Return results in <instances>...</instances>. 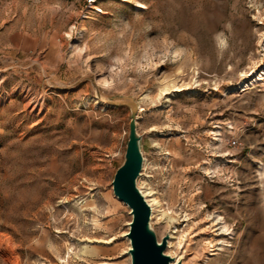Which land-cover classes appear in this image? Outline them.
I'll use <instances>...</instances> for the list:
<instances>
[{"label":"rangeland","instance_id":"374dc122","mask_svg":"<svg viewBox=\"0 0 264 264\" xmlns=\"http://www.w3.org/2000/svg\"><path fill=\"white\" fill-rule=\"evenodd\" d=\"M263 68L264 0H0V264H132L126 98L170 253L264 264Z\"/></svg>","mask_w":264,"mask_h":264},{"label":"water","instance_id":"95a60500","mask_svg":"<svg viewBox=\"0 0 264 264\" xmlns=\"http://www.w3.org/2000/svg\"><path fill=\"white\" fill-rule=\"evenodd\" d=\"M120 102L130 106L131 116L125 159L115 173L113 190L131 208L133 218L127 236L131 240L129 252L132 264H173L174 258L166 253L170 234L159 239L152 226V207L138 186L144 162L141 135L137 127L139 104L133 98Z\"/></svg>","mask_w":264,"mask_h":264},{"label":"bare ground","instance_id":"6f19581e","mask_svg":"<svg viewBox=\"0 0 264 264\" xmlns=\"http://www.w3.org/2000/svg\"><path fill=\"white\" fill-rule=\"evenodd\" d=\"M137 3H138V5H137L138 8H140V9H143V8L146 7L143 2H139L138 1ZM100 11H102V9H100ZM85 17H87V16H85ZM257 82H263L264 83V68H263V70H261L256 75H254L253 73L245 75V77L239 82V84L235 85L234 89L244 88V90H246V89H249L250 86L254 85ZM174 88L175 89L172 90V92H180V91H183V90L186 89V88L182 87V85L174 86ZM168 90H170V88L169 87H165V88H163L161 90L160 94H163L164 92L168 93ZM143 110H144L143 105L139 101V111H140V113ZM259 175H260V177L262 179V182H263V180H264V171L262 170V168L259 170ZM138 186H139L140 190L142 191L143 195L145 196V198L147 199L148 203L152 207V217H153L152 220H153V223H154L155 216L156 215H161V216L165 217V219H167L168 223L170 224V235L171 236H170V239L168 241L169 249L167 251V254L168 255H172V257L174 258V261L172 263L176 264L179 261H181V262H183V264H187V261L185 260V255H183V254L182 255L181 254L174 255V254L170 253V249L173 246L174 241L178 239L179 240V245H181L182 238H183V234L180 232V228L176 224H174L175 221H176V218L174 216H172L166 209H162L161 202L158 199V197L155 196V194H156L155 192H153L152 190L144 188L143 186H141V184L139 182H138ZM130 211H131V208H130ZM221 220H222V217H220L219 215H217L215 218H213L211 220L212 224H213V228H214L213 231H218V230L222 229V231L220 232V233H222L223 230H227V225L224 222L222 223ZM220 224H222V225H220ZM129 229H130V222H129ZM127 233L128 232H126V234ZM127 239H128L129 242L131 241L129 237H127ZM210 242H212V241H210ZM128 254H129V257H131L130 252ZM102 264H107V263H102Z\"/></svg>","mask_w":264,"mask_h":264}]
</instances>
